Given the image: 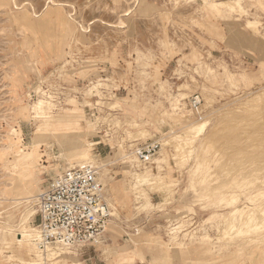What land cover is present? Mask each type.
Returning <instances> with one entry per match:
<instances>
[{
	"label": "rangeland",
	"instance_id": "obj_1",
	"mask_svg": "<svg viewBox=\"0 0 264 264\" xmlns=\"http://www.w3.org/2000/svg\"><path fill=\"white\" fill-rule=\"evenodd\" d=\"M85 164L105 242L40 264H264V0H0V264Z\"/></svg>",
	"mask_w": 264,
	"mask_h": 264
},
{
	"label": "built area",
	"instance_id": "obj_2",
	"mask_svg": "<svg viewBox=\"0 0 264 264\" xmlns=\"http://www.w3.org/2000/svg\"><path fill=\"white\" fill-rule=\"evenodd\" d=\"M192 105L197 108L200 104L193 101ZM152 153L148 146L136 154L146 164ZM37 206L39 223L35 227V242L40 251H70L105 242L112 213L94 165L62 172L37 196Z\"/></svg>",
	"mask_w": 264,
	"mask_h": 264
},
{
	"label": "bare ground",
	"instance_id": "obj_3",
	"mask_svg": "<svg viewBox=\"0 0 264 264\" xmlns=\"http://www.w3.org/2000/svg\"><path fill=\"white\" fill-rule=\"evenodd\" d=\"M138 1V0H137ZM220 5H223V6H226L227 4H230V2H220L219 3ZM233 5V4H232ZM222 7V6H221ZM234 7V6H233ZM230 10H232V9H230ZM52 97V96H51ZM46 99V98H45ZM47 100V99H46ZM45 101H43V100H41L40 101V103H39V106L37 107V109L41 112H43V110H45L44 108H45ZM47 108V107H46ZM207 125H208V123H207ZM205 127H207L206 125H205ZM22 168H23V170H26L28 173H30V170L32 169L29 165H28V163H26V164H24L23 166H22ZM21 168V169H22ZM27 173V174H28ZM31 174H32V172H31ZM21 176V175H20ZM33 228V227H32ZM35 231V230H34ZM22 240H18V242H19V244L21 245V246H25L24 248H25V251L27 252V253H33V255H35V257L37 258V260H35L34 261V263H32V264H40L41 263V261H42V259H41V251L39 250V248L37 247V244H36V232L34 233L33 231L31 232V231H25V229H24V231H23V233H22ZM25 244V245H24ZM113 250V249H112ZM50 251L51 250H48L47 252H49L48 253V257H53V256H57V254L55 253V252H53V253H50ZM59 256V255H58Z\"/></svg>",
	"mask_w": 264,
	"mask_h": 264
}]
</instances>
